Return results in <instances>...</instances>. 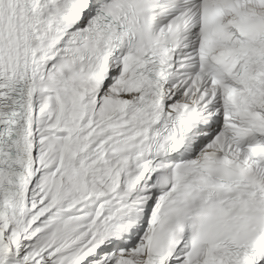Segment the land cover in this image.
<instances>
[{"label":"bare ground","instance_id":"bare-ground-1","mask_svg":"<svg viewBox=\"0 0 264 264\" xmlns=\"http://www.w3.org/2000/svg\"><path fill=\"white\" fill-rule=\"evenodd\" d=\"M49 3L50 0H37L28 18L25 81L28 125L20 130L21 135L14 143L22 152L18 160L22 168L19 190L0 198V206L9 212L6 219L0 216V264H30L31 261H25V253L35 236L28 240L22 236L31 230L26 227L33 211L41 209L40 220L49 218L44 234L54 228L71 234L61 241L55 240L56 235L48 241L47 245L55 247L49 260L58 262L65 256L72 258L69 264H73L81 254L78 261L88 264H149L146 262L149 238L145 234L136 236L139 199L145 197L139 194L138 175L129 171L127 161L117 160L119 137L97 132L108 116L127 106L133 96L123 91L121 81L89 94L45 59V52L53 47L41 50L40 46L51 39L54 25L61 17L47 9ZM258 8L264 11V5L259 4ZM17 22L18 0H0L1 122L19 75L20 44L14 28ZM178 96L175 100L171 98L169 105L191 103L182 91ZM1 184L0 180V188ZM46 201L50 202L41 208ZM66 216H72L69 222L64 221ZM136 238L139 242L128 247ZM102 250L104 253L99 255ZM201 264L209 263L204 260Z\"/></svg>","mask_w":264,"mask_h":264},{"label":"rangeland","instance_id":"rangeland-1","mask_svg":"<svg viewBox=\"0 0 264 264\" xmlns=\"http://www.w3.org/2000/svg\"><path fill=\"white\" fill-rule=\"evenodd\" d=\"M36 113L37 114L39 113L38 109L36 110ZM37 159H39V158H37ZM36 162H37V160H36ZM49 173L51 176L52 171H50ZM50 176H46L45 179L49 178V180H50ZM41 178H42L41 175H39L37 179L40 181ZM31 188H32V186L29 187V190ZM48 202H50V201H48ZM48 202L46 201L45 204H43L41 206V208L44 207ZM63 209H65V208H63ZM42 210L43 209H41L40 211L39 210L33 211V217L30 219V221L26 227L27 229H31V230L30 231L27 230L28 234L22 236V239H26V240H28L30 237L35 236L34 239L29 241V244H31V246H30V248L27 249V251L25 253V258H26L25 261H31L30 264H69L70 261H72V258H70V257L65 258V256H61V258L59 259L58 262H55L54 260H49L50 259L49 255L51 254V252H53L55 247L52 248L49 245H47L48 241L50 239L55 238L56 236H58V237L55 240L61 241L65 238H67L71 234H69L68 232L62 233L63 231L60 228H58V229L54 228V229L50 230L49 232H47L46 234H44L45 233L44 230L46 229V227L49 224V222H47V221H49V218L46 217L45 219L40 220ZM72 213H74V212H72ZM78 214L80 215V212H78ZM73 216H76V215H73ZM71 217L72 216H70V217L66 216L64 221L69 222ZM92 219H95V217L92 216ZM42 221L47 222V223L46 224L42 223ZM85 226H86V223L83 224V227H85ZM81 229H82V227H81ZM42 231H44V232H42ZM98 253H99V255H102V253H104V251L102 250V252L99 251ZM80 255L81 254H79L78 257L74 260L73 264H88V262L86 263L84 261H82V262L78 261L80 258ZM97 256H98V254H97ZM97 256L95 258H98Z\"/></svg>","mask_w":264,"mask_h":264}]
</instances>
